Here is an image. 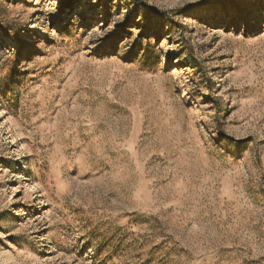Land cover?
<instances>
[{"label":"rangeland","instance_id":"obj_1","mask_svg":"<svg viewBox=\"0 0 264 264\" xmlns=\"http://www.w3.org/2000/svg\"><path fill=\"white\" fill-rule=\"evenodd\" d=\"M0 264H264V0H0Z\"/></svg>","mask_w":264,"mask_h":264}]
</instances>
